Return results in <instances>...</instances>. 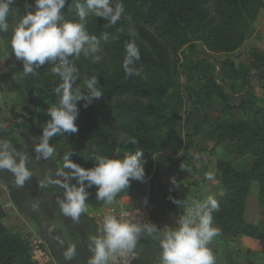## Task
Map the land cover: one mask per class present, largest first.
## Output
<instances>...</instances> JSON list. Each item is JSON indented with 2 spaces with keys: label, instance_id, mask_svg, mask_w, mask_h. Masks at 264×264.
<instances>
[{
  "label": "trees",
  "instance_id": "1",
  "mask_svg": "<svg viewBox=\"0 0 264 264\" xmlns=\"http://www.w3.org/2000/svg\"><path fill=\"white\" fill-rule=\"evenodd\" d=\"M116 1L122 5L127 16L139 24L135 28L136 34L116 23L94 19L86 0H65L60 10L65 21L83 23L85 31L95 37L97 45V51L88 56L81 53L67 58L69 65L77 69L73 91L88 94L86 82L95 77V87L102 94L99 98H93L87 107L83 106L84 101L78 102L79 113L75 120L77 132L58 133L48 140L60 165L64 166L67 155L84 169L95 166L96 156L123 159L125 155L142 151L143 178L130 180L129 185L116 193L111 202L143 187L154 165V153L165 144L162 121L167 109L164 99L166 80L173 73L170 53L176 54L184 45L194 42H201L204 48L200 55L209 58L208 52L233 51L242 44L247 28L255 20L260 7L264 6V0ZM34 7L35 0H11L9 4L8 31L0 32V37L12 54L13 30L20 18ZM80 7L87 13L83 21L78 14ZM138 35L147 46L139 42ZM129 43L138 48L139 58H131L132 62L128 64L131 71L126 74L124 62L128 58ZM251 57L254 68L264 67V53L254 51ZM219 64L218 80L224 79L226 68H230L231 72L235 69L233 61L228 58L219 61ZM59 65V59L39 67L33 65V71L25 74L23 61L18 59L17 72L21 80L16 86V97L11 106L21 107L25 118L23 126L29 128L40 141L50 120L49 109L59 100L55 89L62 80L53 72V68ZM199 66L197 62L193 68L197 74ZM211 67V73L203 76L205 86L212 87L224 98L225 107L241 109L239 115L235 112L219 119L215 126V144L224 145L225 154L233 159L219 157L216 160L223 192L213 196L218 208L212 212V222L225 241H233L240 236L255 238L260 241L264 253V107L256 106L248 94L234 97L227 93L214 81L216 67ZM227 85L235 93L233 84ZM191 116L190 112L186 119L187 126ZM130 139H135L137 143L132 144ZM64 171L68 180L79 187L77 178L72 175L73 170L64 167ZM157 177L158 172L155 171L149 178L148 208L155 193ZM254 187L257 188L258 203L263 209L259 213L258 223L250 224L245 220V203ZM84 188L87 193L85 204L91 208L111 203L97 198L96 185L89 186L85 181ZM178 192L182 198L186 196L184 186H179ZM149 211L152 215L153 211ZM5 216L0 203V264H39L33 259L30 245L22 235L10 231L4 224Z\"/></svg>",
  "mask_w": 264,
  "mask_h": 264
},
{
  "label": "crops",
  "instance_id": "2",
  "mask_svg": "<svg viewBox=\"0 0 264 264\" xmlns=\"http://www.w3.org/2000/svg\"><path fill=\"white\" fill-rule=\"evenodd\" d=\"M200 47L204 48L203 45ZM254 51L264 53V6L258 10L255 20L246 30L244 41L237 49L227 53L208 52V55L215 56L220 61L225 58L233 61L235 69L232 72L235 77L231 84L235 93L223 83L232 96L248 94L256 106L264 107V67L256 69L251 65L254 62L251 53ZM2 53L0 50V151L6 150L16 163H19L23 157L25 168L30 173L23 183L18 185L12 171L0 168V203L6 213L4 223L10 231L21 234L28 242L32 257L39 264H90L94 257L93 240L102 238L92 218L98 208H91L85 204L86 210L76 219L62 211L61 202L65 201L66 192L63 185L78 187V184L68 180L64 170L56 161L54 151L47 157L42 152L36 151L41 141L23 126L25 121L21 108L11 106L16 97L15 71L8 57ZM206 60L215 67L219 64L211 58ZM235 112L239 115L241 109H236ZM192 116L186 128V135L194 133L193 137L198 138V141L193 143L192 138L187 136L184 159L179 162L178 158H171L166 161L163 170L168 167L165 173L173 175L174 181L181 182L186 188V201L202 202L209 195L214 196L223 192L220 172L215 165L217 158L232 160L233 157L225 154L224 145L215 144V128L205 126L209 118L204 116L201 123L198 122L197 116ZM208 134L210 139L206 138ZM167 141L171 142L170 139ZM4 143H7V149L2 147ZM170 161L176 163L170 165ZM61 172L64 175H60ZM209 174L213 179L207 178ZM149 189L150 184H146L140 203L137 205L147 204ZM135 194L136 192L125 195L114 204L136 205L133 202ZM161 196L160 193L157 194L156 201L159 206L164 202ZM260 209L257 188L254 187L246 198L245 220L250 224H257ZM172 217L167 216V210L163 216L155 211L151 215L149 225L137 226L140 232L135 234L137 236L133 247L137 256L133 264H161V255L158 253L162 251L160 240L163 238L164 230L178 227L179 219L175 221ZM175 222L177 224L173 228ZM149 227L155 228L151 234L148 232ZM149 237L156 238L157 242L152 245L147 244L146 239ZM70 246H73L74 254L71 258H66L64 253ZM207 247L213 253L214 264H231L232 258L236 257L234 255L244 250H250L251 257L257 254L258 262L264 264L261 243L255 238L240 236L228 242L218 234ZM255 260L248 257L242 261L243 264H257Z\"/></svg>",
  "mask_w": 264,
  "mask_h": 264
},
{
  "label": "clouds",
  "instance_id": "3",
  "mask_svg": "<svg viewBox=\"0 0 264 264\" xmlns=\"http://www.w3.org/2000/svg\"><path fill=\"white\" fill-rule=\"evenodd\" d=\"M11 0H0V32L8 31L7 18ZM65 0H35L34 10L23 15L16 24L12 36L11 47L17 59L23 61L24 73L33 71L37 67L59 59V67L53 72L60 76L62 83L55 89L59 96L58 103L49 109L50 120L43 130V136L36 151L42 152L45 157L50 156L54 149L49 146L48 140L58 133L78 131L75 120L79 113L77 104L84 101L87 107L93 98H99L101 91L95 87V77L86 82L88 94L74 92L72 88L77 69L69 65L67 58L71 55L79 56L81 53L88 56L97 51L96 40L86 31L83 23L65 21L61 15ZM89 10L96 16L108 19L110 24H115L120 19L123 11L122 5H117L115 10L110 7V0H86ZM78 14L81 21L87 13L83 7ZM128 58L124 62L126 74L131 58H139L138 48L129 43L127 45ZM98 59V58H97ZM136 144L135 139H130ZM7 149V143L2 145ZM143 152L135 151L134 154L125 155L123 159H111L96 156V164L90 169H84L73 163L68 156L64 157V167L72 169V175L77 178L79 187L63 185L66 189L65 201L61 202V209L66 215L76 219L86 210L84 182L89 186H97V198L111 202L116 193L129 185L130 180H141L144 176ZM0 168H7L16 176V183L22 184L30 173L25 168L24 158L16 163L6 150L0 151ZM60 175H64L63 172ZM209 180L213 177L209 174ZM193 207L187 215L178 221V227L166 228L160 240L161 264H214V256L208 243L219 234L213 227L212 212L218 208L217 201L209 195L202 202L194 201ZM154 227H149L151 234ZM104 236L94 238V257L90 264H107L109 253L116 250L131 249L140 229L129 223L119 222L114 216H107L103 225ZM74 254L73 246L64 253L66 258Z\"/></svg>",
  "mask_w": 264,
  "mask_h": 264
},
{
  "label": "rangeland",
  "instance_id": "4",
  "mask_svg": "<svg viewBox=\"0 0 264 264\" xmlns=\"http://www.w3.org/2000/svg\"><path fill=\"white\" fill-rule=\"evenodd\" d=\"M117 5L118 4L116 0H110V7H112L114 10ZM92 15L94 16V19H100L104 23H109L108 19L106 18L96 16L94 13H92ZM116 24L120 25L121 27L129 28L131 31H134L135 34L137 32L135 28L138 23L133 22L130 19V17L127 16L126 13H124V11H122L120 19L116 21ZM143 27L153 32L152 29L146 26ZM138 37H139V42L144 46H147L146 42L142 38H140L139 35ZM0 43H1L0 46L1 53L3 52L8 57V60L11 62L13 69L15 71V77H16L15 87H16L21 80V75L17 72L18 59L15 57L14 54L8 51L7 45L1 37H0ZM200 45H202L201 42H194L193 44L190 45H184L182 48H180L177 51L176 54L170 53V60H171L173 73L171 75V78L166 80L167 88L166 91L164 92V99L167 103V109L165 111V117L162 121V125L164 128L165 144L160 151L154 153V165L152 171L150 175L146 178L143 187L138 191H136V194L133 197L134 204L137 205V203H140V197L142 195V192L146 184H149V178L155 173V171H157L158 177H157L156 186L154 188L155 193L152 195L150 207L147 208L149 210H152L153 213L157 211V213L161 214V216H163L164 212L167 210V216H173L172 218L173 219L175 218V221H177L182 217L181 209L184 205L183 204L184 201H186V198L185 197L182 198L178 192V187L183 186V184L179 181H174L172 177L173 175H169V173L167 174L165 173V170L168 167L164 170L163 168L165 167L166 161L170 160L171 158L173 157L175 159L178 158L179 159L178 161L180 162V160H183L186 155L187 115H189V113L191 112L193 116H197L198 122L201 123L202 120H204L203 118L205 116L209 118L205 126L215 128L216 124L219 122V119L227 118L226 116L235 113V110L232 109L230 110V108L225 107L224 104L226 102L222 96L218 95L215 91H213L214 89L212 87L205 86L204 84L205 79L203 78V76H207L211 73L212 70L211 65L214 64L211 63L210 65L209 63H207V60L204 57L205 55L200 56L202 49ZM211 59L217 63H219L220 61L217 60L215 56H211ZM197 62L200 63V66L198 67L199 74L196 73V70H193ZM217 69L218 68L216 65L214 74L216 73ZM223 73L225 74V77L223 78L227 80H224L222 78L218 80V76L215 79L214 75H213V79L227 93H229L228 89H226V87L228 86L227 84H231L235 76L234 73L231 72L230 68H226ZM134 74L137 75V72L134 71ZM55 75L57 76V74ZM222 81H224L223 83H225V85L227 86L223 85ZM191 104H193L194 107L191 108ZM21 113L23 115L22 109H21ZM188 136L192 138L191 139L192 141L190 140L191 142L194 143L198 141V138L193 137L195 136L194 133H191V135ZM206 136L207 139H210L209 134ZM168 139H170L171 142L168 143L167 141ZM173 163L176 162L170 161V165H172ZM60 166L64 170V166L62 165ZM159 193L162 195L161 197L162 200L164 201L161 202L160 205L161 207L158 205L156 201L157 194ZM262 209L263 208L261 206L260 211ZM176 224L177 222L173 224V228ZM146 240H148L147 244L150 245L157 242L156 238L153 237H149ZM161 252L162 251H160V253L158 254L161 255ZM240 253L234 255L236 257L232 258L233 260H231V264H243L242 260L248 257H250L251 259L252 258L256 259L255 260L257 261L256 263L260 264V262H258L257 260L258 255L253 254L251 257L250 250L248 251L244 250L243 252L241 251Z\"/></svg>",
  "mask_w": 264,
  "mask_h": 264
},
{
  "label": "built area",
  "instance_id": "5",
  "mask_svg": "<svg viewBox=\"0 0 264 264\" xmlns=\"http://www.w3.org/2000/svg\"><path fill=\"white\" fill-rule=\"evenodd\" d=\"M193 202L194 200L184 201L181 216L187 215L188 211L194 206ZM107 216H114L119 222L135 226H147L151 223V214L146 205L106 203L99 207L92 215L94 225L100 231L102 237L104 236V219ZM136 256L134 247L129 250H116L109 253L107 264H133Z\"/></svg>",
  "mask_w": 264,
  "mask_h": 264
},
{
  "label": "water",
  "instance_id": "6",
  "mask_svg": "<svg viewBox=\"0 0 264 264\" xmlns=\"http://www.w3.org/2000/svg\"><path fill=\"white\" fill-rule=\"evenodd\" d=\"M206 59H209L208 57H206V56H204ZM218 66V69H217V71H216V73L214 74V78L216 79L217 78V76H218V73H219V71H220V65L218 64L217 65ZM226 89H228L227 87H226ZM228 91H229V89H228ZM229 93L231 94V92L229 91ZM192 107V106H191Z\"/></svg>",
  "mask_w": 264,
  "mask_h": 264
}]
</instances>
